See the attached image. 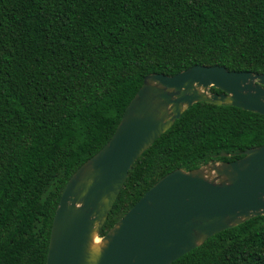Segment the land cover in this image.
<instances>
[{
	"label": "trees",
	"instance_id": "1",
	"mask_svg": "<svg viewBox=\"0 0 264 264\" xmlns=\"http://www.w3.org/2000/svg\"><path fill=\"white\" fill-rule=\"evenodd\" d=\"M194 65L264 74V0H0V264H44L63 186L143 78ZM263 144V115L192 104L133 162L99 237L165 174ZM170 264H264V216Z\"/></svg>",
	"mask_w": 264,
	"mask_h": 264
},
{
	"label": "water",
	"instance_id": "2",
	"mask_svg": "<svg viewBox=\"0 0 264 264\" xmlns=\"http://www.w3.org/2000/svg\"><path fill=\"white\" fill-rule=\"evenodd\" d=\"M194 103L264 116V74L194 65L146 75L110 138L63 186L44 264H170L210 236L264 216L263 144L233 161L165 174L99 237L133 162Z\"/></svg>",
	"mask_w": 264,
	"mask_h": 264
},
{
	"label": "bare ground",
	"instance_id": "3",
	"mask_svg": "<svg viewBox=\"0 0 264 264\" xmlns=\"http://www.w3.org/2000/svg\"><path fill=\"white\" fill-rule=\"evenodd\" d=\"M96 243H97V241L95 240V241L93 242V244L96 245Z\"/></svg>",
	"mask_w": 264,
	"mask_h": 264
}]
</instances>
